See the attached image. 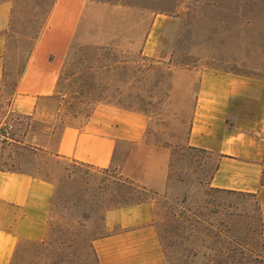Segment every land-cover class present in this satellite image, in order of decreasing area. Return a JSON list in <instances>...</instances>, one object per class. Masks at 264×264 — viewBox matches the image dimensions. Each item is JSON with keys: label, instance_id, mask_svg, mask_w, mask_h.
I'll return each instance as SVG.
<instances>
[{"label": "rangeland", "instance_id": "rangeland-1", "mask_svg": "<svg viewBox=\"0 0 264 264\" xmlns=\"http://www.w3.org/2000/svg\"><path fill=\"white\" fill-rule=\"evenodd\" d=\"M10 1L5 99L55 2ZM94 1L100 4L88 11L46 112L41 108L33 119L0 110V168L56 184L47 237L22 241L11 264H98L93 241L107 233L105 212L149 200L156 205L155 224L170 264H264L257 199L213 187L219 157L187 142L202 72L264 81V0ZM157 13L158 54L144 57L139 51ZM90 84L99 87L76 93ZM101 102L147 118L145 142L170 152L166 192L124 185L128 180L143 186L122 172L129 143L121 144L109 169L53 154L63 126H82Z\"/></svg>", "mask_w": 264, "mask_h": 264}, {"label": "crops", "instance_id": "crops-1", "mask_svg": "<svg viewBox=\"0 0 264 264\" xmlns=\"http://www.w3.org/2000/svg\"><path fill=\"white\" fill-rule=\"evenodd\" d=\"M94 0H55L13 92L5 99L8 30L12 2L0 1V110L39 117L54 101L59 79ZM115 7L133 8L122 3ZM161 14L139 51L158 54ZM188 145L219 157L211 178L216 188L252 194L264 230V81L230 72L199 77ZM147 118L111 102L97 104L82 126L66 125L53 154L96 168L115 163L123 143L132 146L123 174L158 193L169 185L170 152L145 142ZM56 190L52 179L23 170L0 169V264H11L22 241L47 237ZM152 200L108 209L107 233L93 241L99 264H170L155 224Z\"/></svg>", "mask_w": 264, "mask_h": 264}, {"label": "trees", "instance_id": "trees-1", "mask_svg": "<svg viewBox=\"0 0 264 264\" xmlns=\"http://www.w3.org/2000/svg\"><path fill=\"white\" fill-rule=\"evenodd\" d=\"M95 49H97V50H101V49H105L106 47L105 46H93ZM110 50L112 51V49L110 48ZM114 63H117V61H114ZM96 66V65H95ZM100 66V65H99ZM106 66V65H105ZM110 66H112V65H109V66H106V67H110ZM97 68H98V66H97ZM59 84V83H58ZM97 87H99V86H91V84L90 85H87V86H84V88L83 87H81L79 90H76L77 92V94H82L84 91H86V92H88V91H90V90H92V89H94V90H96L97 89ZM83 95V94H82ZM27 117V116H26ZM29 117V116H28ZM29 118H32V117H29ZM66 125H64L63 126V128L65 127ZM9 138H11L13 141H15L16 143H20V140L19 139H17V138H15L14 136H7L6 137V139H9ZM79 163V162H78ZM81 164H84V163H81ZM113 166V165H112ZM111 166V167H112ZM110 168V167H109ZM109 168H104V169H109ZM0 169H2V168H0ZM7 169H9V170H18V169H14V168H7ZM124 185H129L130 184V187H134V188H141V189H146L144 186H139V185H134V186H131L132 185V183H130V182H128V180L126 181V180H124ZM127 183H129V184H127ZM139 202H143V201H139ZM139 202H137V203H139ZM125 205V204H124ZM124 205H120V206H124ZM126 205H128V204H126ZM118 207V206H117ZM258 257H261V254H258ZM96 260H97V262H98V257H97V254H96ZM99 264V263H98Z\"/></svg>", "mask_w": 264, "mask_h": 264}]
</instances>
